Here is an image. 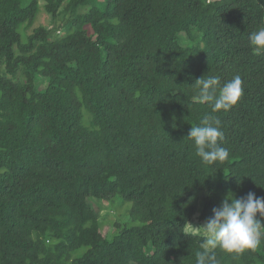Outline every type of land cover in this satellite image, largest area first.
<instances>
[{
	"label": "trees",
	"instance_id": "trees-1",
	"mask_svg": "<svg viewBox=\"0 0 264 264\" xmlns=\"http://www.w3.org/2000/svg\"><path fill=\"white\" fill-rule=\"evenodd\" d=\"M261 27L264 0H0V264H196L192 220L264 197ZM236 75L229 110L193 100ZM205 116L229 151L212 165L187 138ZM90 203L130 220L102 233ZM215 254L264 264V236Z\"/></svg>",
	"mask_w": 264,
	"mask_h": 264
},
{
	"label": "clouds",
	"instance_id": "clouds-1",
	"mask_svg": "<svg viewBox=\"0 0 264 264\" xmlns=\"http://www.w3.org/2000/svg\"><path fill=\"white\" fill-rule=\"evenodd\" d=\"M249 45L256 51H264V27L248 36ZM197 103L211 104L212 111H227L240 99L242 79L234 76L221 83L220 77H201L194 82ZM221 121L205 116L200 124L191 126L187 138L194 141L196 155L201 162L212 165L229 158L227 148L218 141L223 140L220 129ZM259 214L260 218H257ZM264 197H257L248 192L246 196L236 199L231 193L225 197L219 207L212 209V216L199 227L205 237L203 251L196 253V264H219L215 250L240 254L246 249L255 250L264 236ZM190 225V224H189ZM191 226V225H190Z\"/></svg>",
	"mask_w": 264,
	"mask_h": 264
},
{
	"label": "rangeland",
	"instance_id": "rangeland-1",
	"mask_svg": "<svg viewBox=\"0 0 264 264\" xmlns=\"http://www.w3.org/2000/svg\"><path fill=\"white\" fill-rule=\"evenodd\" d=\"M49 21H50L49 16L46 15L44 12H41L37 16L35 27L48 26ZM49 28H51V26ZM90 204H91V207L97 212V216L99 217V219H101L104 223L103 225L104 227L102 228V233L107 231L106 230L108 227L107 225H109L110 223H118L120 225H124L130 220L128 215H124L123 211H121L120 209H117L116 206L114 205L112 207L110 204L104 203L103 204L104 209L102 210V209H98L93 203H90ZM126 205L129 206V204H126ZM196 220H197L196 218L192 220L190 223L191 226L189 225L188 228L193 233H200L203 235L202 230L199 229V227H201L203 223L200 224Z\"/></svg>",
	"mask_w": 264,
	"mask_h": 264
}]
</instances>
